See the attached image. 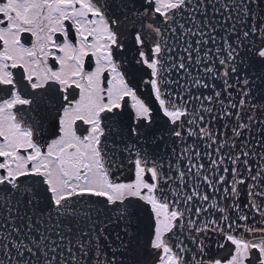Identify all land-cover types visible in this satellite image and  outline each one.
<instances>
[{
  "label": "snow or ice",
  "instance_id": "snow-or-ice-1",
  "mask_svg": "<svg viewBox=\"0 0 264 264\" xmlns=\"http://www.w3.org/2000/svg\"><path fill=\"white\" fill-rule=\"evenodd\" d=\"M0 264H264V0H0Z\"/></svg>",
  "mask_w": 264,
  "mask_h": 264
},
{
  "label": "water",
  "instance_id": "water-1",
  "mask_svg": "<svg viewBox=\"0 0 264 264\" xmlns=\"http://www.w3.org/2000/svg\"><path fill=\"white\" fill-rule=\"evenodd\" d=\"M51 235H54V234H51Z\"/></svg>",
  "mask_w": 264,
  "mask_h": 264
}]
</instances>
